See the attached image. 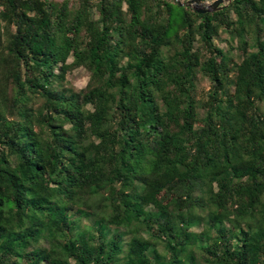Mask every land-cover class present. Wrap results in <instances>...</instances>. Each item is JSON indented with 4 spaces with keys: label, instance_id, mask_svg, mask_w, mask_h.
Returning a JSON list of instances; mask_svg holds the SVG:
<instances>
[{
    "label": "trees",
    "instance_id": "obj_1",
    "mask_svg": "<svg viewBox=\"0 0 264 264\" xmlns=\"http://www.w3.org/2000/svg\"><path fill=\"white\" fill-rule=\"evenodd\" d=\"M0 264H264V0H0Z\"/></svg>",
    "mask_w": 264,
    "mask_h": 264
},
{
    "label": "water",
    "instance_id": "obj_2",
    "mask_svg": "<svg viewBox=\"0 0 264 264\" xmlns=\"http://www.w3.org/2000/svg\"><path fill=\"white\" fill-rule=\"evenodd\" d=\"M175 1L180 2V0ZM233 1L234 0H216L211 3L202 0H188L185 4L199 14H206L214 13L225 7H228ZM180 5H184V3L180 2Z\"/></svg>",
    "mask_w": 264,
    "mask_h": 264
},
{
    "label": "rangeland",
    "instance_id": "obj_3",
    "mask_svg": "<svg viewBox=\"0 0 264 264\" xmlns=\"http://www.w3.org/2000/svg\"><path fill=\"white\" fill-rule=\"evenodd\" d=\"M188 0H180L181 3H187ZM223 47L226 44L221 43ZM69 79V86L72 87L75 91H80L81 89L85 88L89 82V75L86 70L84 69H75L71 72L68 76ZM206 85V84H205Z\"/></svg>",
    "mask_w": 264,
    "mask_h": 264
}]
</instances>
